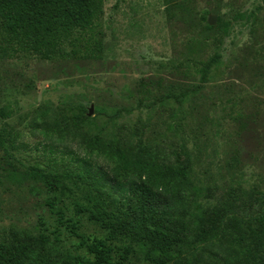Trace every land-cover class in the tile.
Masks as SVG:
<instances>
[{"label": "rangeland", "instance_id": "1", "mask_svg": "<svg viewBox=\"0 0 264 264\" xmlns=\"http://www.w3.org/2000/svg\"><path fill=\"white\" fill-rule=\"evenodd\" d=\"M97 36L98 59L44 61L12 53L0 25V108H13L0 128L34 146L42 138L29 135V122L50 106L64 117L83 115L89 136L170 148L184 142L192 184L205 189L197 202L207 207L232 189L264 194V0H104ZM215 55L205 83L181 105L172 139L170 109L179 105L145 103L199 85L190 62ZM62 166L41 149L0 150V243L9 229H21L49 235L74 255L87 257L95 246L113 261L148 264L134 246L123 259L128 242L108 240L75 212L70 196L56 204L63 216L50 209L48 189L28 173Z\"/></svg>", "mask_w": 264, "mask_h": 264}, {"label": "trees", "instance_id": "2", "mask_svg": "<svg viewBox=\"0 0 264 264\" xmlns=\"http://www.w3.org/2000/svg\"><path fill=\"white\" fill-rule=\"evenodd\" d=\"M103 2L0 0V25L14 54L30 53L44 61L98 59ZM218 57L190 62L199 85L145 103L147 108L179 105L170 109L173 121L167 132L172 139L177 137L174 121L182 114L181 105L200 90ZM12 114L10 105L0 108V119ZM83 118L40 107L29 122V135L42 138L34 146L22 141L20 132L0 128L5 154L41 149L52 162L63 163L60 172L32 168L28 173L48 189L47 204L55 214L63 216L64 208L56 204L70 196L75 212L86 214L108 240L128 242L123 259L134 246L148 264H264V194L255 197L232 189L220 205L207 207L197 202L205 189L192 184L184 142L170 148L140 139L133 144L126 136H89ZM62 142L69 145L60 146ZM89 253L74 255L49 235L9 229L0 243V264H123L95 246Z\"/></svg>", "mask_w": 264, "mask_h": 264}, {"label": "water", "instance_id": "3", "mask_svg": "<svg viewBox=\"0 0 264 264\" xmlns=\"http://www.w3.org/2000/svg\"><path fill=\"white\" fill-rule=\"evenodd\" d=\"M210 24H214V18L213 17L210 18ZM91 114H92V109L90 108L89 115H91Z\"/></svg>", "mask_w": 264, "mask_h": 264}]
</instances>
